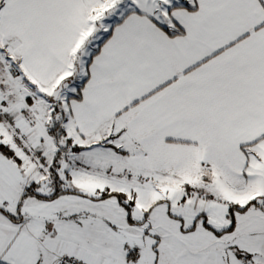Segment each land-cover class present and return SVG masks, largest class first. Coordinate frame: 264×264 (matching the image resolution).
<instances>
[{"label": "snow or ice", "instance_id": "snow-or-ice-1", "mask_svg": "<svg viewBox=\"0 0 264 264\" xmlns=\"http://www.w3.org/2000/svg\"><path fill=\"white\" fill-rule=\"evenodd\" d=\"M0 264H264V0H0Z\"/></svg>", "mask_w": 264, "mask_h": 264}]
</instances>
